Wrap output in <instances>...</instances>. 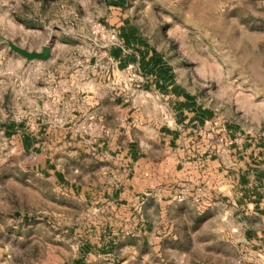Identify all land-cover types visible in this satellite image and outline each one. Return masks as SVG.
<instances>
[{
	"label": "crops",
	"instance_id": "0c3cea01",
	"mask_svg": "<svg viewBox=\"0 0 264 264\" xmlns=\"http://www.w3.org/2000/svg\"><path fill=\"white\" fill-rule=\"evenodd\" d=\"M111 26L126 52L87 59L89 78L66 76L82 87L71 85L66 97L56 89L47 109L0 128L26 157L31 191L58 212L80 201L103 212L96 246L107 251L140 246L145 259L154 249L157 264H264V137L180 85L132 16ZM133 61L145 80L125 87ZM183 184L202 187L199 203L175 198ZM90 242L79 241L75 261L90 255Z\"/></svg>",
	"mask_w": 264,
	"mask_h": 264
},
{
	"label": "rangeland",
	"instance_id": "374dc122",
	"mask_svg": "<svg viewBox=\"0 0 264 264\" xmlns=\"http://www.w3.org/2000/svg\"><path fill=\"white\" fill-rule=\"evenodd\" d=\"M121 14L173 65L180 85L222 119L264 137V0H0V128L47 109L56 89L66 97L71 85L82 87L66 76H91L83 65L109 49L101 30L116 32ZM44 45L46 59L19 51ZM13 144L0 132V264H157L154 249L144 259L140 246L97 247L105 214L85 201L58 212L31 191L26 157ZM85 238L90 255L75 261Z\"/></svg>",
	"mask_w": 264,
	"mask_h": 264
},
{
	"label": "built area",
	"instance_id": "2783aa9c",
	"mask_svg": "<svg viewBox=\"0 0 264 264\" xmlns=\"http://www.w3.org/2000/svg\"><path fill=\"white\" fill-rule=\"evenodd\" d=\"M102 35L108 40L107 45L108 48H118L122 52H126V47L121 40V38L114 31L106 30L102 28ZM107 51V50H106ZM104 51V52H106ZM106 55V54H105ZM115 59L111 58V63H114ZM145 80L144 74L142 73L139 63L137 61H133L127 64L124 68V81H122L123 86L139 84ZM190 197L195 203H199L202 199V187L195 185L194 187L183 184L180 186V189L174 195L175 198L179 201L184 200L187 196Z\"/></svg>",
	"mask_w": 264,
	"mask_h": 264
},
{
	"label": "water",
	"instance_id": "95a60500",
	"mask_svg": "<svg viewBox=\"0 0 264 264\" xmlns=\"http://www.w3.org/2000/svg\"><path fill=\"white\" fill-rule=\"evenodd\" d=\"M20 52H22L25 56L28 58H39V59H46L50 56V49L49 46L44 45L41 51L38 52H26L25 50L20 49Z\"/></svg>",
	"mask_w": 264,
	"mask_h": 264
}]
</instances>
